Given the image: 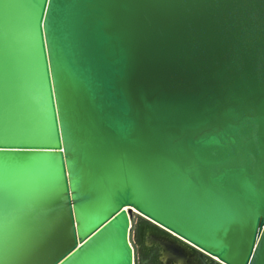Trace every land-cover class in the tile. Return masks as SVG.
Wrapping results in <instances>:
<instances>
[{"label":"water","instance_id":"water-1","mask_svg":"<svg viewBox=\"0 0 264 264\" xmlns=\"http://www.w3.org/2000/svg\"><path fill=\"white\" fill-rule=\"evenodd\" d=\"M38 145L0 264H139L137 218L264 264V0H0V147Z\"/></svg>","mask_w":264,"mask_h":264},{"label":"rangeland","instance_id":"rangeland-1","mask_svg":"<svg viewBox=\"0 0 264 264\" xmlns=\"http://www.w3.org/2000/svg\"><path fill=\"white\" fill-rule=\"evenodd\" d=\"M134 241L139 247V264H141L142 258L145 261H161L166 254H171L169 247L173 244V242L190 249L181 242L174 240L169 237V235L156 229L154 226L141 221L139 218L136 219Z\"/></svg>","mask_w":264,"mask_h":264},{"label":"flooded vegetation","instance_id":"flooded-vegetation-1","mask_svg":"<svg viewBox=\"0 0 264 264\" xmlns=\"http://www.w3.org/2000/svg\"><path fill=\"white\" fill-rule=\"evenodd\" d=\"M169 248L171 254H166L161 261H145L142 258L141 264H215L209 259L199 255L195 251L187 249L186 247L178 243L173 242V244Z\"/></svg>","mask_w":264,"mask_h":264},{"label":"snow or ice","instance_id":"snow-or-ice-1","mask_svg":"<svg viewBox=\"0 0 264 264\" xmlns=\"http://www.w3.org/2000/svg\"><path fill=\"white\" fill-rule=\"evenodd\" d=\"M18 147H42L45 149H51L52 146H47V145H38V146H14V147H0V152H5V151H9L12 150L13 148H18ZM56 147H59L56 146ZM61 151H63V149H60ZM69 175H71V173H69ZM69 185L71 184V180L68 181Z\"/></svg>","mask_w":264,"mask_h":264},{"label":"bare ground","instance_id":"bare-ground-1","mask_svg":"<svg viewBox=\"0 0 264 264\" xmlns=\"http://www.w3.org/2000/svg\"><path fill=\"white\" fill-rule=\"evenodd\" d=\"M133 213L135 214V211H133Z\"/></svg>","mask_w":264,"mask_h":264}]
</instances>
